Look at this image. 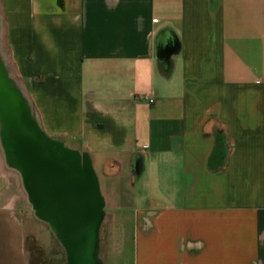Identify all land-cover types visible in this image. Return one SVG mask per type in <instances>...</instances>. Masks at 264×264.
Returning a JSON list of instances; mask_svg holds the SVG:
<instances>
[{
    "label": "crops",
    "instance_id": "crops-1",
    "mask_svg": "<svg viewBox=\"0 0 264 264\" xmlns=\"http://www.w3.org/2000/svg\"><path fill=\"white\" fill-rule=\"evenodd\" d=\"M0 68L89 159L98 264H264V0H0ZM6 161L0 264H29Z\"/></svg>",
    "mask_w": 264,
    "mask_h": 264
},
{
    "label": "water",
    "instance_id": "water-1",
    "mask_svg": "<svg viewBox=\"0 0 264 264\" xmlns=\"http://www.w3.org/2000/svg\"><path fill=\"white\" fill-rule=\"evenodd\" d=\"M17 95L11 82L0 85L4 154L21 173L32 207L56 229L68 264H98L103 201L89 159L45 136Z\"/></svg>",
    "mask_w": 264,
    "mask_h": 264
},
{
    "label": "rangeland",
    "instance_id": "rangeland-1",
    "mask_svg": "<svg viewBox=\"0 0 264 264\" xmlns=\"http://www.w3.org/2000/svg\"><path fill=\"white\" fill-rule=\"evenodd\" d=\"M3 75L7 76L5 73ZM7 78H8V81L11 82L14 89H16V91L19 92V96L17 95V97H20V100H21V102H19V105L23 109L28 108L29 114L31 115L33 119V123L37 124L36 112H35V109L32 107L30 98L28 97V95H26V92L23 89H20L22 90L20 91L18 88L19 84L17 81L19 80H15V78L13 77L10 78L9 76H7ZM1 113L2 111L0 112V114ZM1 118L2 117L0 115V136L2 137L0 138V160L4 164L7 157H6V154H4L5 152H3V150H5V139H4L3 129H2L3 123L1 122ZM37 128L40 130L39 126H37ZM52 140L56 141L59 147L65 146L66 148H68L65 144L66 140H63L60 138L52 139ZM69 143H70L69 145H71L72 143H75V142L72 141V139H69ZM10 157L7 158L6 162H8V165L10 167L14 168V165L12 163L13 160H10ZM15 172H16L15 174L18 175V177L20 178V181L22 182V179H21L22 175L18 174L17 171ZM151 173H154V172H151ZM147 179H149L148 176L144 178V181H146ZM162 188L164 189V193H166L168 190V187L165 186ZM148 191L149 190L145 188L144 186H142L140 183L136 187L135 196L136 198H138L145 194L148 195V193H150ZM22 192L24 193V197L27 198V195L24 192V187L22 189ZM131 194L134 196L133 192ZM162 194H163V191L160 192V195ZM130 203H131L130 207L132 208L137 209L138 207L142 206L139 201L136 202L134 206V197L131 198V202H129V204ZM18 206H19V212H20L19 218H22V223L24 224L25 231L27 232V249L30 253V263L29 264H68L67 253L65 252V249L63 248L60 236L56 232V229L54 228L50 220H48V218H45L46 216L43 215V213L39 211L37 208H33L29 201L24 202L21 200ZM133 212L134 211H132V213ZM103 216L106 217L107 215L103 214ZM105 225L106 224L103 225V228ZM132 254L133 253L131 250L129 252H125L124 258L119 262V264H132L133 263Z\"/></svg>",
    "mask_w": 264,
    "mask_h": 264
},
{
    "label": "flooded vegetation",
    "instance_id": "flooded-vegetation-1",
    "mask_svg": "<svg viewBox=\"0 0 264 264\" xmlns=\"http://www.w3.org/2000/svg\"><path fill=\"white\" fill-rule=\"evenodd\" d=\"M3 71H2V69L0 68V85L1 84H4L5 82L8 84V78H7V76H4L3 74L4 73H2ZM10 83V82H9Z\"/></svg>",
    "mask_w": 264,
    "mask_h": 264
},
{
    "label": "built area",
    "instance_id": "built-area-1",
    "mask_svg": "<svg viewBox=\"0 0 264 264\" xmlns=\"http://www.w3.org/2000/svg\"><path fill=\"white\" fill-rule=\"evenodd\" d=\"M149 101H150V102H153V100H151V99H150Z\"/></svg>",
    "mask_w": 264,
    "mask_h": 264
},
{
    "label": "bare ground",
    "instance_id": "bare-ground-1",
    "mask_svg": "<svg viewBox=\"0 0 264 264\" xmlns=\"http://www.w3.org/2000/svg\"><path fill=\"white\" fill-rule=\"evenodd\" d=\"M21 91H22V90H21ZM0 163H2L1 160H0ZM2 164H3V163H2Z\"/></svg>",
    "mask_w": 264,
    "mask_h": 264
}]
</instances>
